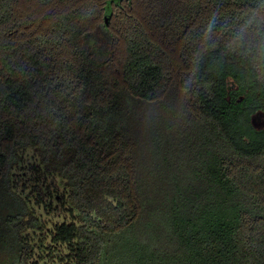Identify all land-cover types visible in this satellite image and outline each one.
I'll use <instances>...</instances> for the list:
<instances>
[{
  "label": "trees",
  "instance_id": "1",
  "mask_svg": "<svg viewBox=\"0 0 264 264\" xmlns=\"http://www.w3.org/2000/svg\"><path fill=\"white\" fill-rule=\"evenodd\" d=\"M24 152L67 264H264V0H0V264Z\"/></svg>",
  "mask_w": 264,
  "mask_h": 264
},
{
  "label": "rangeland",
  "instance_id": "2",
  "mask_svg": "<svg viewBox=\"0 0 264 264\" xmlns=\"http://www.w3.org/2000/svg\"><path fill=\"white\" fill-rule=\"evenodd\" d=\"M261 119L254 118V122L257 127H261L262 123ZM23 164L21 166L24 172L22 173V179L16 174V181L18 182L17 192H20L24 197L28 199L30 203V207L36 213L37 216L40 217L42 221V228L40 231H28V239L34 245V247L41 246L40 249H34V260L40 258V263L43 264H67V254L68 250L64 245H56L51 242V238L54 233V229L56 225H60L62 223L71 222V218L66 210L60 207L56 201L51 200V198H46L44 201L40 203L38 196H30L28 197V193L31 189L32 184L29 183L35 182L34 179L38 180L37 174H34L32 170V165L37 164L35 158L32 157V154L29 152H24L23 154ZM26 183L25 186L20 182ZM28 183V184H27ZM40 183L43 185V188L46 189L50 183H56L51 179L43 182L40 180ZM66 209V208H65Z\"/></svg>",
  "mask_w": 264,
  "mask_h": 264
}]
</instances>
